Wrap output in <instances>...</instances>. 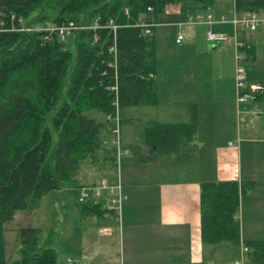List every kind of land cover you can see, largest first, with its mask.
Here are the masks:
<instances>
[{
	"label": "trees",
	"instance_id": "1",
	"mask_svg": "<svg viewBox=\"0 0 264 264\" xmlns=\"http://www.w3.org/2000/svg\"><path fill=\"white\" fill-rule=\"evenodd\" d=\"M176 2H191L196 11H207L214 10L218 0H0V14L9 24L11 13L35 25L90 23L96 18L121 24L117 40L122 113L127 106L158 100L154 32L146 34L143 27L127 24L141 17L158 23L166 6ZM238 7L259 13L264 0H238ZM99 33L94 42L92 30L67 40H45L39 32H0V264H59V251L41 246L42 229L32 226L21 230V258L7 263L5 223L19 211L38 208L50 190L75 183L85 159L112 171L117 167L114 122L107 118L117 110L115 91L109 88L115 81L108 50L113 33ZM196 127V111L188 122L151 121L144 130V144L187 160L195 154L190 144ZM200 185L202 241L238 246L240 195L253 184L224 180ZM244 243L246 264L249 258L250 264H264V242Z\"/></svg>",
	"mask_w": 264,
	"mask_h": 264
},
{
	"label": "crops",
	"instance_id": "2",
	"mask_svg": "<svg viewBox=\"0 0 264 264\" xmlns=\"http://www.w3.org/2000/svg\"><path fill=\"white\" fill-rule=\"evenodd\" d=\"M180 7L178 3L168 9L180 17L170 22L175 27L177 60L157 61L158 100L139 104L146 105L149 116L141 147L127 131L123 136L125 147L131 152L137 146L141 154L137 161H127V168L132 170L126 178H120L128 195L122 219L106 201L78 200L80 187L104 177L102 170L97 178H91L93 165L81 177L77 175L79 180L72 186L76 193L66 204V259L59 264H235L239 245L202 241V181L252 183L240 195L241 241L264 242V96L238 101L234 42L213 45L206 40L207 24H178L196 12L193 5L182 12ZM212 11L217 16L230 14V0H218ZM259 14L264 17V10ZM163 25L165 22L159 21L154 27L155 38L157 28ZM212 27L230 34L234 31L230 23ZM180 30L184 39L177 43ZM239 38L245 42L242 52L248 67L258 68V72L248 71V81L263 85L264 64L260 65V59L261 53L264 57V23L253 31L240 29ZM192 111L197 112L196 146L190 144L195 149L193 156L179 160L174 152H155L144 144L149 122H188ZM120 121L122 130V113ZM131 122L134 129L140 125L137 117ZM86 175L88 180L82 181ZM113 176L111 180L115 181ZM36 210L39 207L28 210L31 215L24 210L20 216H35Z\"/></svg>",
	"mask_w": 264,
	"mask_h": 264
},
{
	"label": "built area",
	"instance_id": "3",
	"mask_svg": "<svg viewBox=\"0 0 264 264\" xmlns=\"http://www.w3.org/2000/svg\"><path fill=\"white\" fill-rule=\"evenodd\" d=\"M232 1V10L230 15L220 14L215 15L212 10L207 11H196L190 13L186 20L178 24L191 23V24H207L209 28L206 31V40L214 45L228 43L230 41L234 42L236 54H235V82L237 89V99L240 102L248 101L251 99H256L258 94L262 93L264 86L262 84H255L248 81L247 78V68L244 64V54L242 48L245 47V42L239 38L240 29L256 30L262 23H264V17H262L257 12L251 11H241L238 7V0ZM153 10L149 7V11ZM125 14L130 15L129 7H126ZM10 24L0 14V32L2 31H27V32H39L41 33L43 39L50 40L54 36H59L60 39L66 40L68 37L72 36L74 33L84 30H92L94 32V42L100 39L99 31L102 29H110L113 33V39L108 46V50L111 54L112 61L110 66L115 70V81L109 88L115 91V104L117 107L115 115L108 114L107 118L114 122V127L112 129V144L116 147L117 162L120 165V157L122 154H128V149L122 148V137L120 130V109H119V83H118V40H117V29L122 26L116 23L114 20H101L100 18L94 19L92 22H77L75 20H67L57 25H43V24H28L20 17H17L15 13L10 14ZM230 23L234 27L233 34L226 31L215 30L212 26L214 24ZM158 23L153 21L144 20L141 17L134 24L144 28L146 34H151L153 27ZM184 39V34L181 31L177 32L176 42L181 43ZM128 195L125 193L122 181L119 178L116 181L111 180L110 173H105L104 177L100 178L98 181L82 185L79 189L78 200L81 203H86L88 201H93L95 203L106 201L110 204L112 209L115 211L116 216L119 220L122 219V208ZM248 247L242 242L241 245V255L235 261V264H246V253Z\"/></svg>",
	"mask_w": 264,
	"mask_h": 264
},
{
	"label": "rangeland",
	"instance_id": "4",
	"mask_svg": "<svg viewBox=\"0 0 264 264\" xmlns=\"http://www.w3.org/2000/svg\"><path fill=\"white\" fill-rule=\"evenodd\" d=\"M227 1L228 0H224ZM231 2V8H232V1ZM180 3V11H184L185 7L192 5L191 2H176V3H170L166 6L164 12L159 16V20L161 22H165L166 25H163L159 28H157V39H156V58L157 61L160 60L161 62L171 59L176 61L175 52L178 48V45L175 44V27L171 25L170 22L174 20H178L180 17L179 15L174 14L173 12H169V7H173L174 5ZM232 10V9H231ZM180 13V12H179ZM231 13V11H230ZM230 15V14H228ZM65 22V21H63ZM49 25H57V24H49ZM183 34L184 32L180 30ZM206 36V34H205ZM69 39V37L67 38ZM66 39V40H67ZM242 40V39H240ZM243 41V40H242ZM208 44L210 47H212L211 44ZM214 45V44H213ZM260 65L264 64V57L263 53H261V59H260ZM247 68V74L248 71L250 72H258V68H250L249 63L247 64L246 59L244 58L243 61ZM252 69V70H251ZM161 82V81H160ZM134 114V115H133ZM137 117V119L140 121V125L137 126L134 129V126H131V118ZM148 113H147V107L146 105H139L137 107L127 106L122 110V130H121V124H120V130H121V137H122V148L128 149V154H122L120 157V165L119 162H117V167L114 169V171L109 170L106 167L101 166L100 164L94 163L92 160L85 159L82 161L79 174L88 172L90 168H93L92 170L95 171V173L92 175L91 178H97L99 176L100 170L104 173H114L115 181L119 178H121V175L126 178V175H128L129 171L132 169L130 167L127 168V161L130 159L132 160H138L140 159V150L137 149L138 147H141V140H142V131L144 126L146 125L148 121ZM126 131L128 132L129 138H131L132 141L137 142L135 149H132L130 152V149L128 147H125L123 136L125 135ZM113 135V134H112ZM140 152V154H139ZM93 165V166H92ZM100 169V170H99ZM91 170V169H90ZM100 171V172H102ZM81 177V175H80ZM87 177V178H86ZM85 178L82 177V181L88 180L89 175H86ZM129 178V177H127ZM79 180V179H78ZM90 180V179H89ZM73 184H71L69 187L64 188H57L52 189L41 199L39 210H36V215L32 217H26L23 218V216H20V214H24L25 212L32 214V211H19L17 212V216L19 217L14 218L12 220H9L5 223V232H4V239H5V256L7 263H13L21 258V230L24 227L33 225H38L42 228V233L40 234L41 238V246L44 248L46 247H54L57 248L60 254V260L63 259L65 261L66 259V250H65V214H66V207L67 202H71L76 190L72 187ZM67 188V189H66ZM26 215V214H25ZM241 245L242 242L239 244V256L241 255Z\"/></svg>",
	"mask_w": 264,
	"mask_h": 264
}]
</instances>
